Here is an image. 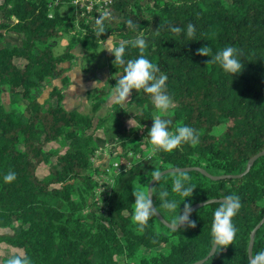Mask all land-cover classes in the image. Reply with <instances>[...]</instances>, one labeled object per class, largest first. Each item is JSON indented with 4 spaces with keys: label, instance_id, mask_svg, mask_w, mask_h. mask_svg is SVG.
Returning a JSON list of instances; mask_svg holds the SVG:
<instances>
[{
    "label": "trees",
    "instance_id": "16d2710c",
    "mask_svg": "<svg viewBox=\"0 0 264 264\" xmlns=\"http://www.w3.org/2000/svg\"><path fill=\"white\" fill-rule=\"evenodd\" d=\"M57 1L58 3H54ZM76 0H0V88L23 113L6 110L0 99V244L27 256L31 264H194L209 254L214 240L213 213L222 203L205 204L190 213L195 226L175 231L153 214L140 227L135 219L136 193L144 192L152 171L200 168L211 176L243 173L249 160L264 150V0H121L110 9L111 19L84 26ZM66 7L68 14H62ZM133 21L129 25L128 21ZM195 26L193 37L187 25ZM84 27V28H83ZM179 28L181 31H174ZM145 33L141 53L131 42ZM16 36L5 42L4 34ZM69 41L60 54L56 40ZM111 36L126 43L124 59L145 55L167 74L172 106L166 115H155L148 94L135 90L132 103L142 108L131 113L115 102L111 112L94 123V113L104 104L105 91L87 94L91 113L63 107L64 96L52 87L44 104L37 92L54 80L67 85L63 64L74 60L79 46L93 52ZM208 44L214 50L234 46L244 69L232 79L210 57L197 50ZM124 64L121 63V71ZM1 92V89H0ZM171 119V130L188 124L198 130L197 144L172 152L143 154L140 135L152 118ZM132 117V118H131ZM112 119L111 126L104 123ZM132 119L135 126L126 122ZM103 128V138L97 131ZM217 130H219L217 132ZM119 143L131 166L112 178L106 195L96 196L97 182L90 172L99 146ZM54 143L58 148H48ZM141 146V147H140ZM125 157V158H126ZM44 167L46 174L39 177ZM8 171L16 179L5 182ZM177 178L192 188L188 196L174 191ZM168 193L167 197L162 194ZM103 194V193H100ZM99 194V195H100ZM238 196L241 207L232 218L237 229L231 244L217 246L203 264H252L247 248L250 234L264 216V156L240 179L215 181L198 172L169 173L152 188L154 209L170 225L180 223L189 207L210 200ZM175 201V209L164 201ZM264 224L254 234L252 258L264 264Z\"/></svg>",
    "mask_w": 264,
    "mask_h": 264
},
{
    "label": "clouds",
    "instance_id": "9594fccd",
    "mask_svg": "<svg viewBox=\"0 0 264 264\" xmlns=\"http://www.w3.org/2000/svg\"><path fill=\"white\" fill-rule=\"evenodd\" d=\"M108 15L109 13L105 12L102 17L97 18L96 24L99 26V32H103V20ZM128 24L134 26L131 20L128 21ZM174 31L179 32L181 29L176 28ZM185 34L187 37H193L195 26L188 24ZM111 39V36H109L108 40L111 41ZM126 43L107 47L114 55V61L124 64L123 70L117 72L114 78L116 80V87L113 99H125L129 101L128 98L133 93V90L137 94L143 92L144 94H148L155 109L167 115L172 106V97L167 91V74L161 73L157 75L159 71L158 66L145 55L141 54L135 58L125 60ZM131 45L138 48L142 53L146 47L145 33L143 31L137 32ZM197 52L200 55L210 57L207 63L218 65L222 72L232 79L244 69L240 51L234 46H224L223 48L214 50L211 46L205 44ZM96 84L102 86L103 82L97 80L95 81ZM152 120L153 123L147 132V137L153 146V152H172L185 144H197L200 140L198 130L191 125H178L173 131L169 127L172 121L166 118V116H156ZM159 175V171L154 169L152 171L153 181ZM15 179L16 173L14 171H8L3 176L5 182H12ZM173 188L174 191L182 196H188L192 192V188L186 186L182 178L175 179ZM162 195L167 197L168 193L164 192ZM152 203L150 196H146L144 192L140 191L136 193L135 219L140 222V227H143L144 223L155 212ZM164 206L169 209H175L176 202L165 200ZM240 207L239 197L228 195L225 197L223 203L214 210L211 232L216 246L231 244L237 232L232 218L237 214ZM185 208L186 211L182 212L179 219L180 221H186L190 226L194 227L195 221L190 219L189 205L185 204ZM260 255H264V252H261ZM6 264H31V260L27 256L13 255L7 259Z\"/></svg>",
    "mask_w": 264,
    "mask_h": 264
},
{
    "label": "rangeland",
    "instance_id": "374dc122",
    "mask_svg": "<svg viewBox=\"0 0 264 264\" xmlns=\"http://www.w3.org/2000/svg\"><path fill=\"white\" fill-rule=\"evenodd\" d=\"M143 1L144 0H139V2ZM68 12L69 10L66 7L61 8L62 14H68ZM2 39H4L5 42H9L10 44L16 43V36L12 34H4ZM68 41V36L56 40L53 44V52L55 54L62 53ZM112 45H118L115 39H111V41L106 40L101 44L98 50L93 52H86L79 46H76L72 52L74 55L73 62L71 64L62 65V67L66 69L62 77L66 76L68 78L67 85L63 86L60 79L49 82L37 92L38 102L40 104H44L48 98L51 88L56 87L61 90L64 96L62 104L66 110H76L82 114H92L91 101L87 98V94H91L96 89H101L105 91V101L104 104L96 111V113H94V123H96L98 119L105 118L111 112L112 105L115 102H119L122 107L126 108L131 113V116L141 113L142 108L137 107L132 103L131 96L128 98L129 101L125 99H113V93L115 92L116 87V80L114 78L116 73L121 71V63L114 61V55L107 49V47H111ZM97 80L103 82L102 86L99 84L95 85V81ZM0 89V99L4 108L6 110H12L16 113L22 114L23 107L16 103H12L8 94L5 92V89ZM154 113L155 115H165V113H162L157 109H155ZM111 122L112 119L106 121L104 123L105 127H110ZM126 124L129 127L135 126V123L132 119L128 120ZM145 125L148 126H144L140 132V135H137V138L139 137L142 142L147 141V143H144L142 146L143 154L148 152L150 149L148 147L150 141L147 137V132L152 123L147 122ZM218 131L219 130H217V132ZM97 135L99 138H103V128H100L97 131ZM47 146L48 148H58V146L54 143H51ZM131 153L132 152H130V154ZM133 156V161H135L139 155L133 154ZM125 157L126 154L124 150L116 141L97 147L96 153L92 159V164L93 167L97 168L98 170L95 172H90V174H92L93 180L97 182V187L95 189L96 196H100V198L103 199L112 183V177L105 175L103 169L110 163L118 160L122 161ZM46 173L47 171L44 167H41L40 170H38L39 177ZM16 252L18 251L5 244H0V259L2 257H8Z\"/></svg>",
    "mask_w": 264,
    "mask_h": 264
},
{
    "label": "water",
    "instance_id": "95a60500",
    "mask_svg": "<svg viewBox=\"0 0 264 264\" xmlns=\"http://www.w3.org/2000/svg\"><path fill=\"white\" fill-rule=\"evenodd\" d=\"M264 156V150L257 153L256 155H254L248 162V166L246 168V170L239 174V175H232V176H211L209 175L208 173H206L205 171H203L202 169L200 168H179V169H167V170H164L162 172H160V175L158 177L155 178V180L153 181V179L150 181V183L148 184V187H147V196H150V198L152 199V188L154 186V184L156 183V181L166 175V174H169V173H186V172H198L202 175H204L205 177L209 178V179H212V180H215V181H220V180H228V179H232V180H235V179H240L242 178L244 175H246L251 166L260 158ZM224 199H219V200H210V201H207L205 202L204 204H199V205H195L193 207L190 208V213H192L193 211H195L197 208H199L200 206L202 205H205V204H212V203H223ZM152 207H153V203H152ZM154 208V207H153ZM189 213V214H190ZM156 218L160 221L161 224H163L166 228L172 230V231H175L181 227H183L186 223V221H180V223L176 226H173V225H170L168 224L160 215L159 213L155 210V212L153 213ZM264 224V216L263 218L260 220V222L256 225V227L253 229V231L251 232L250 234V238H249V244H248V248H247V256H248V260L252 263V264H259L257 263L256 261L253 260L252 258V249H253V243H254V234L258 231V229ZM216 244L215 242L213 243V246L208 254V256L203 260V261H200V262H197V263H194V264H203L206 260H208L209 258H211L214 253L216 252Z\"/></svg>",
    "mask_w": 264,
    "mask_h": 264
},
{
    "label": "built area",
    "instance_id": "2783aa9c",
    "mask_svg": "<svg viewBox=\"0 0 264 264\" xmlns=\"http://www.w3.org/2000/svg\"><path fill=\"white\" fill-rule=\"evenodd\" d=\"M119 1L121 0H89L88 5L80 12L81 23H83L84 26L96 25L97 18L102 17L105 12L109 13V15L105 17L103 21H109L111 19L109 10L113 9L115 4ZM54 3L58 2L55 1ZM75 4H77V2H75ZM131 157L132 155L129 153L128 157L123 158L122 161L118 160L110 163L103 169L104 174L113 178L122 170L123 167L128 168L131 166L129 159Z\"/></svg>",
    "mask_w": 264,
    "mask_h": 264
},
{
    "label": "bare ground",
    "instance_id": "6f19581e",
    "mask_svg": "<svg viewBox=\"0 0 264 264\" xmlns=\"http://www.w3.org/2000/svg\"><path fill=\"white\" fill-rule=\"evenodd\" d=\"M75 2H77L78 8L82 10L88 5L89 0H76Z\"/></svg>",
    "mask_w": 264,
    "mask_h": 264
}]
</instances>
